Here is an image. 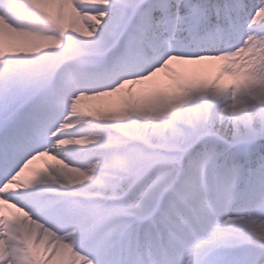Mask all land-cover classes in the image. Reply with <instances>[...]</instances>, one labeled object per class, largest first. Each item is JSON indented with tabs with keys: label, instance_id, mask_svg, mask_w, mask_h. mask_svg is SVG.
<instances>
[{
	"label": "snow or ice",
	"instance_id": "1",
	"mask_svg": "<svg viewBox=\"0 0 264 264\" xmlns=\"http://www.w3.org/2000/svg\"><path fill=\"white\" fill-rule=\"evenodd\" d=\"M0 264H264V0H0Z\"/></svg>",
	"mask_w": 264,
	"mask_h": 264
},
{
	"label": "rangeland",
	"instance_id": "2",
	"mask_svg": "<svg viewBox=\"0 0 264 264\" xmlns=\"http://www.w3.org/2000/svg\"><path fill=\"white\" fill-rule=\"evenodd\" d=\"M202 78H207L208 77V73H202ZM157 80H159L161 82V87L163 88L167 83L170 82L169 78L167 76H165L164 74H158V77L155 78ZM222 85L227 87L231 84V78L225 76L223 78V80L221 81ZM126 94V93H125ZM117 103V98L116 97H104V98H100L99 100H94V101H86L85 104L87 106H95L100 108L101 110H105V109H112L115 107ZM47 160V158H42L39 161L34 162L33 166L30 167H37V168H42L44 166L45 161ZM48 162H53V161H48ZM29 173L26 171L25 173V178H28ZM5 207V215L6 216H11L15 210L14 209H9L7 206Z\"/></svg>",
	"mask_w": 264,
	"mask_h": 264
}]
</instances>
